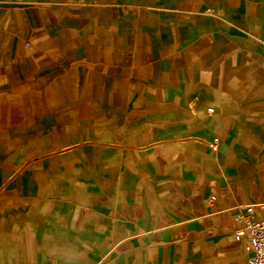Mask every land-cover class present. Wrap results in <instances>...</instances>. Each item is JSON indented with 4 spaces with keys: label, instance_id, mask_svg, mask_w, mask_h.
Returning <instances> with one entry per match:
<instances>
[{
    "label": "crops",
    "instance_id": "crops-1",
    "mask_svg": "<svg viewBox=\"0 0 264 264\" xmlns=\"http://www.w3.org/2000/svg\"><path fill=\"white\" fill-rule=\"evenodd\" d=\"M256 202L264 0H0V264H247Z\"/></svg>",
    "mask_w": 264,
    "mask_h": 264
},
{
    "label": "built area",
    "instance_id": "built-area-1",
    "mask_svg": "<svg viewBox=\"0 0 264 264\" xmlns=\"http://www.w3.org/2000/svg\"><path fill=\"white\" fill-rule=\"evenodd\" d=\"M213 107L208 108L212 113ZM217 139L212 146L216 145ZM237 218L243 222V227L233 234L235 240H246L251 252L247 264H264V202L250 203L242 207Z\"/></svg>",
    "mask_w": 264,
    "mask_h": 264
}]
</instances>
